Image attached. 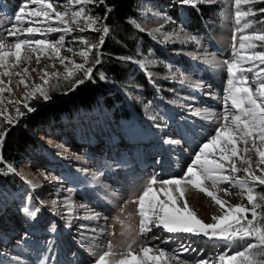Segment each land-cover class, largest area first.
<instances>
[{
	"label": "rangeland",
	"instance_id": "obj_1",
	"mask_svg": "<svg viewBox=\"0 0 264 264\" xmlns=\"http://www.w3.org/2000/svg\"><path fill=\"white\" fill-rule=\"evenodd\" d=\"M47 2L53 4L59 12L68 11L71 14L83 8L88 15V3H75L74 0H47ZM25 4H27L26 13L39 8V5L32 3L31 0H0V36H3L7 42L15 40L7 33L16 23V12ZM200 5H216L217 8L213 12V20L204 24L199 32L194 33L199 22L192 23L191 14L195 10H200ZM260 8H264V0H255L247 5L242 4V12L251 10L254 15L242 17L238 25L235 17V0H212L211 3L195 0L194 4H184L182 0H143L140 3L142 19L139 26L144 32L149 33L148 50L150 51L140 55L141 59L136 66L149 78L153 93L142 89L134 82L126 84V93L123 95L128 108L130 111L136 109V113H132L130 122L129 120L118 122L112 119L113 116L97 114V108H95L91 115L81 114L80 118L73 120L74 124L65 123L59 127L54 125L48 129L50 132L44 129L36 132L42 150L28 155L17 167L7 166L8 171L2 172L0 176V181L6 180V188L0 187V264H16L13 258L19 256V251H12L13 248H10L9 244L23 234L26 237L30 236V233L24 230V225L31 227L33 223L39 224L38 226L44 228L46 233L41 236V239L57 248L63 241L61 234L58 237L52 236L53 240L49 237L51 229L58 230L54 219L55 213L62 221H66L67 215L77 218V221L80 218H87L84 229L88 235L98 230L110 215L105 214L100 207L96 209L95 201L91 197V189H94L99 181H105L113 188H121L125 182V166L132 168L135 162L145 158L149 160L150 157H154L157 161L161 159L164 145L158 144L157 137L163 136L172 126L188 124L187 116L190 106L184 102L190 90L199 84H203L205 89L208 86L215 87L220 79H226V61L252 55V50L247 47L250 42L245 41L246 47L241 50L240 41L242 36L264 32V12L259 10ZM25 21L17 26L21 29L26 28L29 26L27 21H31V26L40 27L41 32L31 36L21 33L20 38L55 42L63 35L60 56L68 57L76 64H85V58L79 53L87 51L88 56L92 55L93 48L87 49L83 42L87 39L82 34L88 29L83 19L79 23V28L84 29L82 32L78 29L72 32H47L48 27H63L56 21L54 13L50 23L44 22L43 17L32 16H25ZM244 23H249L251 27L237 31L238 28L243 29ZM192 37H195V40L191 39ZM225 41H227L226 45H224ZM251 43L256 45L255 51H264V41H251ZM233 45L237 50V56L233 54ZM36 55L41 57L38 66L34 65L37 64ZM32 56L31 62L25 61L14 69L10 67L12 58L8 61L9 71L22 72L24 67L29 69L30 76L27 82L30 85L33 81L35 84L43 83L40 79L41 69L46 68L49 73L58 72L62 78L65 74V65L70 70L74 68L69 60L61 64L59 58H55L56 54L50 49H45L43 53H33ZM50 56L54 58L50 59ZM218 61L224 63L223 71L218 69ZM244 62L242 64L245 69L254 68L255 64L252 62ZM42 64L44 65L40 66ZM32 69L36 71L33 72ZM261 69H264V65H261L256 72L246 71L245 75L250 83L245 87L255 90L254 82L258 78L264 79V74L258 78L255 76ZM3 71L4 69H0V72ZM0 79L4 81V85L0 87L7 85L9 77L0 76ZM19 79L18 76H11L12 91L9 92L5 87V90L0 92V101H2L0 113H3L0 115L1 121H11L16 118L17 109L20 111L23 106L21 104L27 103L24 100V86L17 87ZM37 98H40L38 94L35 99ZM52 99L44 100V102ZM9 101H20V103H9ZM229 104L227 107L231 110V115L237 114L231 102ZM216 119L219 120L217 126L219 127L223 120L220 116ZM208 125L212 133H215L213 123ZM248 146L251 147L250 144ZM257 146H260L259 141ZM238 147L242 149L244 145L238 143ZM261 147L264 146L261 145ZM183 148L186 149L185 146ZM216 155L218 157L219 153ZM246 155L251 158L252 171L255 175H264L257 168L259 157L256 152L251 150ZM108 161L114 165L111 170L107 164ZM234 162L241 169L247 167L238 159L234 158ZM224 163L227 169L228 162L224 161ZM165 167L169 171V163L165 164ZM259 168L264 169L261 166ZM157 169L158 167L153 168V171L159 173L160 169ZM152 172H149L145 178H139L136 189L130 192L128 198L119 200L120 205L110 223L109 232V241L116 252L125 251L128 244H132V250L140 246L138 229L140 217L135 211L134 201L142 194ZM225 174L229 173L226 171ZM236 175L241 179L245 178L243 171ZM220 188H227L232 193L225 195L223 191H220L222 199L226 200L224 196H231L235 204L243 203L238 195L239 188H233L230 184H221ZM255 191L264 194V186L258 185ZM24 207L30 210L38 209L37 215L34 218L29 217L22 211ZM52 210L55 213L50 214ZM258 211L261 210L258 209ZM77 225L78 222L75 226ZM15 228H17L16 231H14ZM6 235H10V238L5 244L7 237L3 240L2 238ZM248 242L255 243L252 239H248ZM198 244L196 243L195 246ZM84 246H86L85 243ZM80 250L81 247L70 249L66 252L67 258L76 256L81 259ZM200 250L205 255L204 260L215 261L218 260L221 251L220 248L213 249L211 243H208L206 247L201 246ZM50 263L53 261L51 260Z\"/></svg>",
	"mask_w": 264,
	"mask_h": 264
},
{
	"label": "snow or ice",
	"instance_id": "obj_2",
	"mask_svg": "<svg viewBox=\"0 0 264 264\" xmlns=\"http://www.w3.org/2000/svg\"><path fill=\"white\" fill-rule=\"evenodd\" d=\"M31 2L39 5V8L26 13L27 4H25L15 14L16 23L7 33L9 37L15 38L14 42H7L3 36H0V69H4L3 72H0V76L9 77L7 85L0 87V92H3L5 87L9 92L12 91L11 76L15 75L20 78L17 87L23 85L25 88V101L35 98L37 94L47 101L51 99L48 94V89L52 86L51 79H58L61 74L58 72L49 73L46 68L41 69L40 79L43 83L35 84L33 81L30 85L27 82V78L30 76L29 69L24 67L22 72L9 71L8 61L9 58H12L10 67L14 69L25 61L31 62L33 53H43L45 49H50L56 54L55 58H59V62L64 64L66 60H69L68 57L60 56V46L63 44L64 36L61 35L59 40L55 42L42 39H23L20 38L21 33L31 36L40 33L41 28L31 26V21H27L29 26L26 28L21 29L17 25L26 22L25 16L43 17L44 22L50 23L52 13H54L56 21L63 27H48L46 29L47 32H72L77 29L82 32L84 29L79 28L80 20L83 19L89 27H92L96 22V18L86 15L83 8L69 14L68 11H56L53 4L47 2V0H31ZM74 2L89 3L91 0H74ZM182 2L184 4H194L195 0H182ZM204 2L211 3L212 0H204ZM253 2L255 0H235V17L238 25L241 23L242 17L254 15L251 10L242 12L241 5ZM261 11L264 12V9H261ZM250 27L249 23H244L243 29L238 28L237 31H243ZM103 31L107 33L108 29L105 27ZM191 39L195 40V37ZM245 41L250 42L247 47L252 50V55L225 62L229 75L228 87L225 90L227 93L225 111L222 117L223 123L216 128L215 135L211 136L206 143L200 146L199 151L195 154L192 163L187 167L183 176L159 181V189L154 187L158 183L156 177L150 178L142 194L134 201L137 204V212L140 217V233L150 232L152 227L155 226L162 227L168 233H189L195 236H203L210 240L234 242L252 239L255 241V243H248L243 251L236 252L234 255H228L227 253L220 255L218 264H264V222H262L264 221V194L256 193L255 191L258 185L264 186V175H255L252 171L251 158L246 155L249 151L254 150L259 157L257 168L264 173V169L259 168L261 164H264V147L257 146V141L264 146V79L258 78L254 82V91L251 87H245L244 85L250 83L245 73L246 71H252V69H245L241 62L250 61L253 64L258 62L260 65H264V51H255L256 45L251 43V41H264V32L242 36L240 41L241 50L246 47ZM83 42L85 44L89 43L86 40ZM102 42L103 40H101ZM90 47H95V45H90ZM69 51L72 50L69 49ZM79 54L87 62L88 52L81 51ZM233 54L237 56L235 45H233ZM40 58V55L35 56L37 64L40 63ZM49 58L54 57L50 56ZM69 63L74 68L70 70L65 65V74L62 77L64 80L73 77L76 71H83L85 78H90L91 68H85L84 64H76L74 60H69ZM96 63H99V60ZM31 71L34 72L36 69ZM262 74H264V69H261L257 76L260 77ZM237 76H239V80H237ZM81 83H83V80L77 79L73 87ZM0 85H4L2 79H0ZM229 100L237 114L229 116L227 107ZM9 103L18 104L20 101H9ZM24 107L30 112L34 111V109L28 107L27 103H24ZM2 114L0 113V115ZM17 115H23V113L17 109ZM229 120L231 121L230 123ZM0 143H2V138H0ZM238 143H242L244 147L242 149L239 148ZM249 144L251 145L250 148ZM217 153H219L218 157ZM234 158L247 165V167L243 169L237 167ZM224 161L228 162L227 169ZM226 171L229 174H225ZM241 171L245 173L244 179L236 175ZM248 177H251V179H248ZM29 183L31 182L29 181ZM208 184L215 191H210ZM221 184H230L233 188H239L238 195L241 198L246 197L251 207H246L243 203L233 205L222 199L218 195L220 191H223L225 195H231L232 193L227 188L221 189ZM189 187L206 194L219 207L221 214L214 215L212 223H205L189 206L186 198ZM159 194H162L164 199H160ZM178 200L181 206H177ZM226 205L227 207H225ZM258 209L261 211H258ZM22 211L29 217L34 218L38 209L30 210L28 207H24ZM248 213L251 214V219L247 218ZM183 250L185 252L188 251L187 248ZM139 251L143 255L138 259L133 257L137 259V264H149L150 261L159 262V264H169L170 261L174 262V264H186L185 261L178 260L175 256L161 259L166 256L163 250H159V256L151 257L148 256V253L153 251L151 248L141 246ZM131 255L132 244H128L125 251L116 252L111 242H109L107 250L95 260V264H128V258ZM198 264H208V261L199 260Z\"/></svg>",
	"mask_w": 264,
	"mask_h": 264
},
{
	"label": "bare ground",
	"instance_id": "obj_3",
	"mask_svg": "<svg viewBox=\"0 0 264 264\" xmlns=\"http://www.w3.org/2000/svg\"><path fill=\"white\" fill-rule=\"evenodd\" d=\"M223 38L222 36H220ZM226 42L224 45H226ZM243 64L244 61H241ZM253 64V63H252ZM38 66V64H34ZM44 64L40 65L43 66ZM224 63L222 61L217 62L218 69L223 71ZM258 62L255 63L252 71L256 72L260 68ZM226 79H220L215 87L211 88L208 86L206 89L203 88V84H199L197 87L192 88L188 93V97L185 100V104L189 105V114L187 116L188 124L186 126H172L171 129L167 130L163 137H157L158 144H163L161 159L154 161L153 157L145 158L143 160L135 162V165L125 166V182L121 188H113L105 181H99L94 189H91V197L94 199L96 209L99 207L101 210L110 215L108 220L101 224L98 230H94L93 233L89 234L84 229V222L87 218H72L67 215L66 221H62L55 211L49 212L54 214L56 220V229L50 230V239L58 237L60 234L63 241L57 248L53 245L48 244L45 240L41 239V236L46 234L44 228H40L38 225L33 223L31 227L24 225V230L30 233V236L26 237L24 234L20 238H16L12 244H9L10 248L15 251H19L17 257L13 258L16 264H51L50 260L54 261V264H95V260L107 250L109 244V232L111 230V222L119 207L120 199H126L129 197L131 191L136 189V182L139 178H145L149 172L153 171V168L160 169L157 173L153 171L151 178L156 177L158 183L154 186L159 189V181L170 179L173 177L183 176L187 167L192 163L195 154L199 151L201 145L207 142V140L215 135L209 129V123H213V129H216L219 120L216 119L220 116L222 119L225 111V97L227 95L226 88L228 87L229 75L227 70ZM255 76L258 78L257 73ZM254 79V78H253ZM239 80V76H237ZM245 86V85H244ZM210 91V92H209ZM254 91V90H253ZM230 100L227 102L229 106ZM202 105V106H201ZM235 110V109H234ZM236 111V110H235ZM229 116H231V110L228 109ZM196 126H201V129H197ZM165 141H173L166 143ZM174 145V146H173ZM186 147L184 149L183 147ZM261 147V145L259 146ZM39 151H37L38 153ZM189 155V156H188ZM159 157V158H160ZM80 161L79 158H77ZM169 163V171L165 167V164ZM185 163V164H184ZM109 169L111 170L114 166L111 162H107ZM264 168V164L260 165ZM157 169V170H158ZM210 191H215L208 184ZM221 196V193H218ZM241 198V196H239ZM160 199H164L162 194H159ZM189 206L196 212L197 216L202 219L205 223H212V217L214 215H220L219 207L212 201L210 197L202 192H198L189 187L186 196ZM229 203L235 205L231 196H224ZM246 207H251L248 204L247 198H241ZM177 206L180 205V201H177ZM227 207V205L225 206ZM147 208V201H146ZM135 211L137 212V204H135ZM44 216V215H42ZM247 218L251 219V214H247ZM78 225L75 226V224ZM17 228L14 229L16 231ZM77 229V230H74ZM139 229V227H138ZM140 246L138 249L132 250V255L128 258V264H137V259L143 255L139 251L141 246L151 248L153 251L148 253V256H159V250H163L166 256L161 259H167L168 257L175 256L178 260L185 261L186 264H198L199 260H204L200 247H206L205 242L214 244L217 249H221L220 255L227 253L228 255H234L238 250H243L244 247L249 243L248 240H237L234 242H227L223 240L208 239L203 236H195L189 233H168L162 227H152L150 232L140 233ZM53 236V237H52ZM60 236V237H61ZM7 237L5 244L8 243L10 235L3 236L2 240ZM182 241V243H181ZM84 243L86 246H84ZM196 243H199L195 246ZM227 245H224L226 244ZM69 247V249H68ZM81 259L76 256H70L67 258L66 252L70 249L80 248ZM85 247V250H84ZM176 248V249H174ZM187 248L188 251L185 253L183 249ZM174 249V251H173ZM55 253V254H54ZM133 257L137 258L134 259ZM208 264H218V260H206ZM149 264H159V262L150 261ZM174 264V262H169Z\"/></svg>",
	"mask_w": 264,
	"mask_h": 264
},
{
	"label": "trees",
	"instance_id": "obj_4",
	"mask_svg": "<svg viewBox=\"0 0 264 264\" xmlns=\"http://www.w3.org/2000/svg\"><path fill=\"white\" fill-rule=\"evenodd\" d=\"M140 0H91L87 4L88 16L96 18L92 27L82 34L90 45H95L92 55L88 56L85 68H91L90 78H85L83 71L75 72L68 80L52 79L48 94L52 101L44 104V99L27 100L28 111L21 104L18 115L11 121L0 120V176L7 172V166L12 168L22 164L26 157L40 149L41 144L34 132L42 127L50 126L62 119L71 120L81 114L91 115L97 112L113 110L117 120H128L126 101L120 92L110 89L111 85L121 86L128 71L132 67V59H136V47L140 39L144 40L142 51L146 52L148 34L140 26L138 3ZM199 15L193 13V18L200 20L206 15L208 6H200ZM209 17V16H207ZM108 32L103 31L104 28ZM101 40L103 42L101 43ZM99 60V63L96 61ZM103 77V78H101ZM83 83L75 85V80ZM139 80L145 87L149 82L142 73ZM48 87V86H45ZM59 91L61 93L57 94ZM56 93V94H55ZM44 104V105H43ZM0 187L6 188V180L0 181Z\"/></svg>",
	"mask_w": 264,
	"mask_h": 264
},
{
	"label": "water",
	"instance_id": "obj_5",
	"mask_svg": "<svg viewBox=\"0 0 264 264\" xmlns=\"http://www.w3.org/2000/svg\"><path fill=\"white\" fill-rule=\"evenodd\" d=\"M62 91H59L57 94L61 93ZM56 94V93H55Z\"/></svg>",
	"mask_w": 264,
	"mask_h": 264
}]
</instances>
